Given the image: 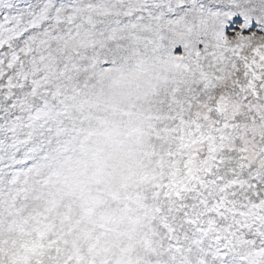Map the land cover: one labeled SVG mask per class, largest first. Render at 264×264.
Segmentation results:
<instances>
[{
	"label": "snow or ice",
	"instance_id": "obj_1",
	"mask_svg": "<svg viewBox=\"0 0 264 264\" xmlns=\"http://www.w3.org/2000/svg\"><path fill=\"white\" fill-rule=\"evenodd\" d=\"M0 264H264V0H0Z\"/></svg>",
	"mask_w": 264,
	"mask_h": 264
}]
</instances>
